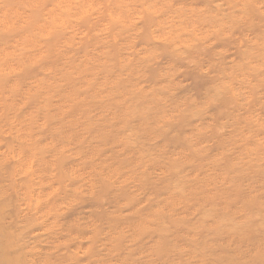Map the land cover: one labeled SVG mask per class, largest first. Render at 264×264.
<instances>
[{
    "label": "clouds",
    "instance_id": "clouds-1",
    "mask_svg": "<svg viewBox=\"0 0 264 264\" xmlns=\"http://www.w3.org/2000/svg\"><path fill=\"white\" fill-rule=\"evenodd\" d=\"M0 264H264V0H0Z\"/></svg>",
    "mask_w": 264,
    "mask_h": 264
}]
</instances>
